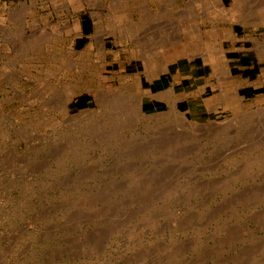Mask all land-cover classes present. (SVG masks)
<instances>
[{"label": "rangeland", "instance_id": "rangeland-1", "mask_svg": "<svg viewBox=\"0 0 264 264\" xmlns=\"http://www.w3.org/2000/svg\"><path fill=\"white\" fill-rule=\"evenodd\" d=\"M182 2L172 15L200 49L217 42L196 20L208 33L225 6L232 22L264 7L200 2L197 17ZM41 15L0 0V264H264V36L215 56L230 60L238 89L196 118L168 89H118L101 73L118 62L110 48L124 46L125 28L67 29Z\"/></svg>", "mask_w": 264, "mask_h": 264}, {"label": "crops", "instance_id": "crops-1", "mask_svg": "<svg viewBox=\"0 0 264 264\" xmlns=\"http://www.w3.org/2000/svg\"><path fill=\"white\" fill-rule=\"evenodd\" d=\"M26 1L34 11L43 12L41 16L46 17V23H51L54 26L67 27V29L72 27L125 28L126 43L124 46L118 47L119 43L116 42L110 48L111 54L116 57L118 62L114 65L113 60L112 65L101 73L114 78L113 83L118 89L125 84H132L135 89H168L175 97L183 99L189 115L196 118L211 116L215 111H222L223 108L232 105L230 100H227V95L238 89V85L233 84L232 77H227L230 60L227 59L219 63L215 56L222 54L224 58L231 49H248V46L246 48L239 45L231 46L232 42L241 41L250 36L261 41L264 36V9L258 10L259 22L251 25L248 24L253 20L250 6L241 9L239 15L243 22L230 21L231 7L225 6L226 11L224 10L225 14L223 12L221 19L208 18L206 21L208 33L202 32L205 29L204 25L199 24V20H196L197 28L194 32H197L196 34L200 38H206L213 34L211 41L217 42V46L200 49L197 43L190 46H188V41L183 43V35L179 31L184 26H189L184 24L183 20L172 15V13L182 10V0ZM186 1L189 6L199 10L197 17L203 16L200 15V2L203 0ZM215 1L211 2L212 8H214ZM195 2L197 6H192ZM162 12H170L169 17L165 18V14ZM248 26L252 27L249 36L245 29ZM106 36L110 37L111 32L106 33ZM136 36L138 40L150 36L152 42H137L133 40ZM162 36L165 37L162 39L164 40L162 44L153 40ZM124 38L123 34L122 39ZM226 42L229 44L227 45ZM147 50L151 52L149 57L139 53ZM156 51L159 55L153 53ZM124 52H127L126 57H123ZM204 58L205 62H203ZM244 60L247 59L244 58ZM255 62L256 57L254 63L248 64L252 68L246 72L249 79H253V64Z\"/></svg>", "mask_w": 264, "mask_h": 264}, {"label": "bare ground", "instance_id": "bare-ground-1", "mask_svg": "<svg viewBox=\"0 0 264 264\" xmlns=\"http://www.w3.org/2000/svg\"><path fill=\"white\" fill-rule=\"evenodd\" d=\"M221 1V0H220ZM203 2V5H205V12H207L206 11V9H209L210 8V6H211V4H210V2H209V0H203L202 1ZM261 5V4H260ZM256 9H257V7H256ZM256 9H253V10H256ZM261 9H264V7L262 6V7H260V8H258L257 10H256V13H255V11H252V14H251V17H253V20H251V23L253 22V21H256V20H258L259 21V19H260V17H259V15H258V10H261ZM204 12V13H205ZM203 13V12H202ZM201 13V14H202ZM200 14V15H201ZM206 14V13H205ZM251 19V18H250ZM238 21H242L243 22V20H242V18H239L238 19ZM249 21V20H248ZM247 22V21H246ZM191 32V31H190ZM192 33V32H191ZM197 33V32H196ZM189 34V33H188ZM193 35V34H192ZM198 38V37H197ZM258 46L260 47V45L258 44ZM165 92V91H164ZM139 101V100H138ZM140 102V101H139ZM139 104V103H138Z\"/></svg>", "mask_w": 264, "mask_h": 264}]
</instances>
